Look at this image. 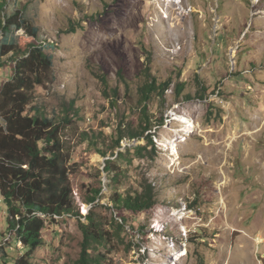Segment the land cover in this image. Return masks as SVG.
Returning a JSON list of instances; mask_svg holds the SVG:
<instances>
[{"label": "rangeland", "instance_id": "rangeland-1", "mask_svg": "<svg viewBox=\"0 0 264 264\" xmlns=\"http://www.w3.org/2000/svg\"><path fill=\"white\" fill-rule=\"evenodd\" d=\"M8 1L10 10L15 0ZM16 7L39 28V41L52 45L54 66L35 102L49 116L70 103L79 112L68 138L81 213L102 188L95 216L107 224L120 214L128 219L108 255L114 264H264V0H16ZM14 36L22 49L33 41L22 30ZM12 64L0 68V84L11 78ZM148 66L159 83H172L148 104L145 136L153 143L122 141L123 152L147 149L118 159L122 173L112 182L104 167L117 157L119 125L144 127L139 87ZM102 77L111 94L119 87L115 105ZM82 132L98 135L106 156L82 142ZM144 183L155 188L153 209L113 207L115 191L133 194ZM57 220L43 231L33 264H76L78 218ZM7 228L0 194V246L9 254L0 248V264H15L25 249Z\"/></svg>", "mask_w": 264, "mask_h": 264}, {"label": "trees", "instance_id": "trees-1", "mask_svg": "<svg viewBox=\"0 0 264 264\" xmlns=\"http://www.w3.org/2000/svg\"><path fill=\"white\" fill-rule=\"evenodd\" d=\"M9 5L8 0H0V68L10 60L13 62L11 78L0 84V194L7 206L8 233L25 249L15 264H33L34 253L45 245L43 231L47 224L57 223V218L66 217H77L83 233L76 264H114L108 255L114 250V243L122 240L128 219L120 214L107 224L95 216L94 208L102 188L93 189L91 196L84 200L93 207L87 214L81 213L70 181L74 147L68 138L73 123L72 113L79 112L70 103L61 113L49 116L35 102L36 87L45 84L54 66V57L47 52L52 45L48 40L39 41V28L22 8L16 7V0L10 10ZM13 30L24 31L33 41L22 49ZM119 74L127 84L122 71ZM144 75L146 82L139 87L144 127L138 132L119 125L113 146V154L116 155L117 151V157L107 159L104 167L112 182L118 180L122 173V169L115 166L118 159L131 151L142 154L147 149L146 145H133L127 146L123 152L122 141L145 138L148 144L153 143L152 136H145L152 127L148 104L155 96L164 98L172 83L171 78L159 83L150 66L144 70ZM102 80L106 97L115 105L119 99V87L111 94L108 79L102 77ZM209 113L212 114L211 111ZM81 135L82 142L89 143L92 149L106 156L107 152L98 147V135L89 132ZM111 201L116 210L133 214L153 209L158 203L155 188L147 183L142 185L141 191L133 194L115 191ZM0 248L8 258L3 246ZM101 248L107 249V253Z\"/></svg>", "mask_w": 264, "mask_h": 264}, {"label": "built area", "instance_id": "built-area-1", "mask_svg": "<svg viewBox=\"0 0 264 264\" xmlns=\"http://www.w3.org/2000/svg\"><path fill=\"white\" fill-rule=\"evenodd\" d=\"M177 10H179V9H177ZM168 18V17H167Z\"/></svg>", "mask_w": 264, "mask_h": 264}]
</instances>
